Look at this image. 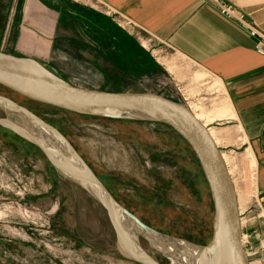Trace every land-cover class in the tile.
<instances>
[{
    "label": "rangeland",
    "instance_id": "1",
    "mask_svg": "<svg viewBox=\"0 0 264 264\" xmlns=\"http://www.w3.org/2000/svg\"><path fill=\"white\" fill-rule=\"evenodd\" d=\"M20 51L14 56L36 58L56 75L44 57ZM164 60L178 84L180 91L174 97L179 103L193 111L198 107L208 111L222 101L212 79L194 81L202 73L171 52ZM0 98L59 132L108 196L141 225L193 248L209 246L213 214L209 193L193 154L171 130L63 112L2 87ZM5 118L19 125L24 121L0 108V119ZM207 127L212 137L219 131L225 140L216 145L247 228L241 240L249 264H264V216L253 195L255 162L231 121H214ZM138 238L153 262L172 264L167 253L151 246L149 234L139 231ZM191 260V264L198 261ZM0 264L139 263L119 248L115 225L104 206L56 170L40 150L0 126Z\"/></svg>",
    "mask_w": 264,
    "mask_h": 264
},
{
    "label": "crops",
    "instance_id": "2",
    "mask_svg": "<svg viewBox=\"0 0 264 264\" xmlns=\"http://www.w3.org/2000/svg\"><path fill=\"white\" fill-rule=\"evenodd\" d=\"M221 8H230L242 23ZM248 28L264 37V0H0V52L44 57L46 67L74 87L179 102L167 52L202 73L194 81L212 79L222 101L208 111L189 110L208 133L214 121L233 123L255 162L253 195L260 200L264 57L255 52ZM211 139L225 141L219 131ZM245 230L243 225L242 236Z\"/></svg>",
    "mask_w": 264,
    "mask_h": 264
},
{
    "label": "water",
    "instance_id": "3",
    "mask_svg": "<svg viewBox=\"0 0 264 264\" xmlns=\"http://www.w3.org/2000/svg\"><path fill=\"white\" fill-rule=\"evenodd\" d=\"M0 87L34 103L63 112L114 121L149 123L170 129L193 154L209 193L212 206V238L209 249L212 264H249L241 244V224L233 184L228 176L218 147L207 129L185 104L152 93H106L77 88L65 82L34 59L15 57L0 52ZM0 108L31 120L46 128L64 151L68 152V167L75 170L93 193L65 176L52 161L53 149L38 138L28 136L21 125L5 118L0 126L40 150L53 167L97 200L109 212L116 228L118 242L131 248L132 258L139 264H156L141 249L138 232L155 234L137 222L118 206L79 158L70 143L55 129L31 113L0 98ZM121 218H119V217ZM122 217L126 220L123 221ZM126 223L128 234L122 236L119 227ZM159 235V234H158ZM135 255H134V254ZM131 257V256H130Z\"/></svg>",
    "mask_w": 264,
    "mask_h": 264
},
{
    "label": "bare ground",
    "instance_id": "4",
    "mask_svg": "<svg viewBox=\"0 0 264 264\" xmlns=\"http://www.w3.org/2000/svg\"><path fill=\"white\" fill-rule=\"evenodd\" d=\"M3 102L1 101L0 104ZM194 116V115H193ZM195 117V116H194ZM196 119V118H195ZM198 120V118H197ZM201 123V122H200ZM22 128L27 132L28 136L33 138H38L42 144H45L53 149H58L52 154V161L54 162L55 166H58L61 170V172L67 176L70 177L74 182L79 184L80 186L86 188L89 190V192L93 193L91 185L88 184L75 170L68 167V163L70 162V156L68 152L64 151L63 148H60V145L57 144L54 137L51 135V133L44 127L40 126L34 121L27 120L26 122H23L21 125ZM208 131V130H207ZM210 135V133H209ZM211 137V135H210ZM212 138V137H211ZM214 144L216 145V142L214 139H212ZM222 158V155H221ZM223 163L226 167L225 161L222 158ZM227 170V169H226ZM228 173V171H227ZM229 176V173H228ZM231 179V178H230ZM232 182V181H231ZM233 184V183H232ZM237 200V198H236ZM237 209L239 210L238 201H237ZM119 217V216H117ZM121 218V217H119ZM123 221H126L122 217ZM124 223V222H123ZM240 224H244L242 219L240 220ZM120 233L122 236H125L128 234V227L126 223H124L122 226L119 227ZM142 235V234H141ZM151 238H149L151 242V246L158 251H164V253H167L170 257V260L172 264H191L193 260L191 258L196 257L197 263L194 264H212L211 262V254L209 249L207 248H193L189 245H186L180 241H176L174 239L170 238H163L160 236H157L155 234H150ZM139 239V238H138ZM243 240V238H242ZM241 240V244H242ZM119 248L121 251L126 254L127 256H131V248L125 246L123 243L118 242ZM134 254V253H133ZM135 255V254H134ZM185 257L183 259L181 257Z\"/></svg>",
    "mask_w": 264,
    "mask_h": 264
},
{
    "label": "built area",
    "instance_id": "5",
    "mask_svg": "<svg viewBox=\"0 0 264 264\" xmlns=\"http://www.w3.org/2000/svg\"><path fill=\"white\" fill-rule=\"evenodd\" d=\"M208 1L216 2V0H208ZM220 12L227 18L235 19L239 23H242L241 18L234 16L233 11L230 8H221ZM247 31H248V35L255 40V43H254L255 52L264 57V37L261 36L253 28H248ZM257 207L260 210L261 214L264 216V197L257 201ZM239 219L240 220L242 219L241 214H239Z\"/></svg>",
    "mask_w": 264,
    "mask_h": 264
},
{
    "label": "trees",
    "instance_id": "6",
    "mask_svg": "<svg viewBox=\"0 0 264 264\" xmlns=\"http://www.w3.org/2000/svg\"><path fill=\"white\" fill-rule=\"evenodd\" d=\"M168 129V128H167ZM170 130V129H169ZM180 139V138H179Z\"/></svg>",
    "mask_w": 264,
    "mask_h": 264
}]
</instances>
